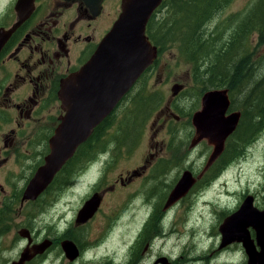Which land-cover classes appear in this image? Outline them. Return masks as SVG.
I'll use <instances>...</instances> for the list:
<instances>
[{
    "label": "rangeland",
    "instance_id": "1",
    "mask_svg": "<svg viewBox=\"0 0 264 264\" xmlns=\"http://www.w3.org/2000/svg\"><path fill=\"white\" fill-rule=\"evenodd\" d=\"M252 1L234 0L218 15L221 27L223 20L245 14ZM11 4L0 3V17ZM156 13L158 15L155 14L149 23H152V29L156 25L163 27L165 11L161 8ZM106 26L107 20L102 19L94 24L93 34L99 36ZM222 31L225 33L226 29ZM154 34L156 41L161 39L159 31ZM181 43L175 40L169 44L156 61L153 73L143 78L129 94L117 110V119L103 140L95 145L92 151L95 158L84 167H78L79 170L74 169L72 185L64 190L60 200H56L55 193L65 177L40 205L28 208L44 235L48 234L47 230L53 234L61 233L74 224L78 212L99 185H114L119 175L120 182H125L120 183V192H109L104 196L102 210L90 224L75 230V236L87 244L84 259L71 263L58 251V255L52 252L37 264H127L133 260L131 254L140 249L136 242L142 231L151 225L155 230L149 233L139 251L150 259V264L160 258L169 259L174 264H247L248 257L242 243L219 250L220 227L247 196L254 197L258 209L264 208V130L251 136L249 145L239 148L237 154H243L237 159H232L237 155L234 156L236 142L242 141L237 136L231 137L227 143L229 153L221 161H233L220 177L195 189L184 202L163 210L169 184L175 183L188 165H193L197 175L213 149L207 141L192 145L196 130L189 116L200 110L205 93L196 86L193 78L196 75L201 77V72H197L194 63L182 52ZM256 51L264 55V46ZM175 85L183 87L177 97H173ZM170 102L178 109L175 114L181 117V121H173L163 129L166 115L162 111ZM127 125L130 127L126 132ZM144 160L152 162L148 164L146 174L142 173L141 177L127 183L130 173L138 170ZM155 206L161 209L156 220L149 224ZM251 232L254 237V231ZM10 250L4 252L6 259L15 256L19 247L16 245Z\"/></svg>",
    "mask_w": 264,
    "mask_h": 264
},
{
    "label": "flooded vegetation",
    "instance_id": "2",
    "mask_svg": "<svg viewBox=\"0 0 264 264\" xmlns=\"http://www.w3.org/2000/svg\"><path fill=\"white\" fill-rule=\"evenodd\" d=\"M5 1L13 4L4 10L0 17V31L4 32L0 39V263L12 264L20 259L25 249L33 248L36 244L44 241L52 243L50 248L44 254L37 255L26 264H37V262L48 258L52 252H56L58 255L59 251V255L65 256L62 243L67 240L74 242L80 252L75 261H70L74 263L85 258L84 250L87 247V244H84L75 236V230L77 227L90 224L99 215L106 194L120 192V183H125L123 180L120 182V175L114 185H99L91 194V197L94 194H99L102 197L101 205L92 219L85 224L77 225L76 217L74 224H71L69 228L64 229L61 233L56 232V234H53L47 230L48 234L44 235V231L39 227L35 215L28 208L37 204L40 205L46 195L50 194L56 187L54 184H58V181L65 177L63 184L55 193L56 200H60L61 194L65 193L64 190L73 182L74 171L69 165L74 161L84 144L78 148L75 156L64 165L62 170L55 176L53 183L37 200L26 201L23 199L28 185L50 155V141L61 124V118L65 115L59 97L62 85L92 58L99 44L119 19L122 0H102L98 14H96V10L86 5V3H93V0H0V3H5ZM20 3L23 4L18 6ZM28 3H34V8L30 11L26 9ZM102 19L107 20V26L99 36H96L93 34V26ZM9 31H11V34L8 36ZM154 65L146 70L137 84L144 77H147L150 72L153 73ZM129 94L120 103V106ZM176 110L178 109L170 102L162 111L166 115L163 129L173 121H181V117L175 114ZM230 113H233L231 107L227 112V116ZM189 120L193 124V116ZM240 121L236 131L239 128ZM236 131L229 139L234 136ZM205 141L213 148L206 139L200 142H196L195 139L192 145ZM224 152L208 168L211 154L207 162L205 161V166L200 162V167H204L197 175L193 165L186 166L181 171V175L176 178L175 183L171 182L169 184L165 205L185 172H192L196 181L190 192L176 204L184 202L195 189L204 184L209 185L212 183L211 180L219 178L221 174L217 175V164L221 161ZM108 162L110 164V161ZM148 164H152V162L144 160L143 165L138 170L136 169L130 173L131 178L127 180V183H131L136 177H141L142 173L146 174ZM160 209V206L154 207L150 221L153 220L155 215L159 214L158 210ZM235 212H232V214ZM232 214L230 213L229 216ZM148 235L149 232L145 228L136 242L140 249H142L143 242L144 240L146 242ZM252 238H255V233ZM222 241L223 238H221V244ZM235 243L238 242H232L224 247L220 245L219 250L228 248ZM91 244L95 247L93 243ZM16 245L19 247L18 253L6 259L4 252L11 251L10 249ZM140 249L131 254L133 260L128 261L127 264H150V259L143 257L144 253L141 254ZM136 254L138 257L135 256ZM162 259L165 258H160L153 264H174L169 259H166L165 262Z\"/></svg>",
    "mask_w": 264,
    "mask_h": 264
},
{
    "label": "water",
    "instance_id": "3",
    "mask_svg": "<svg viewBox=\"0 0 264 264\" xmlns=\"http://www.w3.org/2000/svg\"><path fill=\"white\" fill-rule=\"evenodd\" d=\"M93 1L86 5L98 14L102 0ZM164 2L122 0L119 19L92 58L62 85L59 97L65 115L50 141L51 153L28 185L23 200L35 201L49 188L78 148L87 143L95 129L113 114L146 70L156 63L160 50L152 43L147 31L151 19ZM33 8L34 3L26 6L27 11ZM3 33L0 31V39ZM10 34L11 31L8 36ZM172 89L173 97H176L183 87L175 85ZM230 107L228 91L214 89L203 95L202 108L193 115L196 142L206 139L214 148L207 168L222 155L227 140L237 129L241 114L233 112L227 116ZM195 181L192 172H185L170 194L164 210L184 198ZM99 196L94 194L86 201L77 215V225L85 224L94 217L101 205ZM251 230L255 238H252ZM220 231L223 235L221 247L232 242L242 243L248 257L247 264H264V209L255 207L252 196H248L239 210L225 220ZM51 245L50 241H44L29 247L12 264H26L37 255L44 254ZM62 248L71 262L80 255L72 241H64Z\"/></svg>",
    "mask_w": 264,
    "mask_h": 264
},
{
    "label": "trees",
    "instance_id": "4",
    "mask_svg": "<svg viewBox=\"0 0 264 264\" xmlns=\"http://www.w3.org/2000/svg\"><path fill=\"white\" fill-rule=\"evenodd\" d=\"M233 1L165 0L161 7L165 11L163 27L156 25L152 29L151 23L147 33L152 43L160 49V54L175 40L183 43L182 52L194 63L197 72H201V77L196 75L193 78L196 86L203 89L204 93L214 89L228 91L231 111L241 114L240 125L234 136L242 142H236L235 156L240 147L251 143V136L259 135L264 130V55L256 51L258 47L264 46V0H253L245 14L223 20L224 25L221 27L218 15ZM223 28L226 29L225 33ZM156 31H159L161 37L158 41L154 34ZM119 108L120 105L81 147L69 165L73 171L79 170L78 167L86 161H93L95 152L92 154V151L117 119ZM129 127L127 125L126 132ZM228 153L226 144L223 157ZM241 155L237 154L232 159ZM232 159L217 164V175L228 167ZM147 229L152 233L155 227L151 225Z\"/></svg>",
    "mask_w": 264,
    "mask_h": 264
}]
</instances>
